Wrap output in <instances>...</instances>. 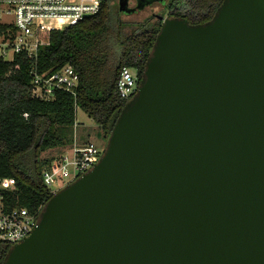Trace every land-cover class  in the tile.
I'll return each instance as SVG.
<instances>
[{
	"label": "water",
	"instance_id": "95a60500",
	"mask_svg": "<svg viewBox=\"0 0 264 264\" xmlns=\"http://www.w3.org/2000/svg\"><path fill=\"white\" fill-rule=\"evenodd\" d=\"M157 17L98 161L1 264H264V0Z\"/></svg>",
	"mask_w": 264,
	"mask_h": 264
},
{
	"label": "trees",
	"instance_id": "16d2710c",
	"mask_svg": "<svg viewBox=\"0 0 264 264\" xmlns=\"http://www.w3.org/2000/svg\"><path fill=\"white\" fill-rule=\"evenodd\" d=\"M221 2L167 0L161 14L199 24ZM160 26L152 16L125 22L111 0H101L96 14L42 33L38 71L71 66L79 76L75 98L63 90H56L51 100L34 97L28 60L16 54L12 61H0V178L15 182L14 190H0L4 209L22 205L35 211L51 197L41 172L54 158L42 160L40 154L71 143L77 108L100 127L103 142L107 140L127 101L116 90L119 71L133 68L140 79ZM10 246L0 242V264Z\"/></svg>",
	"mask_w": 264,
	"mask_h": 264
},
{
	"label": "built area",
	"instance_id": "2783aa9c",
	"mask_svg": "<svg viewBox=\"0 0 264 264\" xmlns=\"http://www.w3.org/2000/svg\"><path fill=\"white\" fill-rule=\"evenodd\" d=\"M101 0H0V61H12L22 54L29 62L31 94L43 100L54 98L56 90L76 97L77 72L69 65L39 72L36 66L38 47L44 44L41 34L74 25L98 12ZM133 68L122 67L116 80L119 96L130 99L137 87ZM24 116H27L24 114ZM103 147L88 141L72 145L52 159L41 172L42 182L50 195L89 170L99 159ZM59 184V188L53 186ZM13 178H0V190H14ZM43 205L31 211L22 205L4 209L0 201V242L10 245L30 234Z\"/></svg>",
	"mask_w": 264,
	"mask_h": 264
},
{
	"label": "rangeland",
	"instance_id": "374dc122",
	"mask_svg": "<svg viewBox=\"0 0 264 264\" xmlns=\"http://www.w3.org/2000/svg\"><path fill=\"white\" fill-rule=\"evenodd\" d=\"M111 3H113L118 8V0H111ZM132 5H133L132 3H128L129 7ZM153 13L161 15L162 13L161 6L154 5L149 10L143 12L142 11L136 13L120 12V18L125 22H136V21H141L147 17H150ZM74 141L76 142V144L79 145L84 144L88 141H92L101 147H104L106 143L103 142L102 130L100 129V127H98L97 124L79 108L76 109V113H75V124L73 126V136L71 143L67 144L62 148H54L42 152L40 154L41 159L44 160L52 157L53 158L58 157L61 153L65 152L70 147V145L73 144ZM59 186L60 185L57 184L54 185L53 188L57 189L59 188Z\"/></svg>",
	"mask_w": 264,
	"mask_h": 264
},
{
	"label": "flooded vegetation",
	"instance_id": "af4514ba",
	"mask_svg": "<svg viewBox=\"0 0 264 264\" xmlns=\"http://www.w3.org/2000/svg\"><path fill=\"white\" fill-rule=\"evenodd\" d=\"M166 1L167 0H163V2H159V1H153V2H151V3H149V4H146V5H144V6H142V8L141 9H136L134 12H132V13H136V12H143V11H147V10H149L152 6H154V5H159V6H161V8L163 9L164 8V6L166 5ZM128 3H132L133 5L132 6H130V7H134L135 5H136V2H135V0H128ZM152 13V12H151ZM153 15V16H152ZM151 16L152 17H154V19H157V20H159L158 19V15H160V14H152ZM162 15V14H161ZM162 16H167V15H162ZM168 17H170V16H168ZM160 22H161V20H159ZM138 81V80H137ZM106 142V141H105Z\"/></svg>",
	"mask_w": 264,
	"mask_h": 264
}]
</instances>
